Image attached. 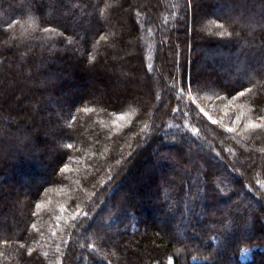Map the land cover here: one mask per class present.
Wrapping results in <instances>:
<instances>
[{
	"label": "trees",
	"instance_id": "1",
	"mask_svg": "<svg viewBox=\"0 0 264 264\" xmlns=\"http://www.w3.org/2000/svg\"><path fill=\"white\" fill-rule=\"evenodd\" d=\"M0 37V87L28 101L13 126L0 103V172L22 182L0 190V264H264V0H0ZM84 75L100 88L64 98ZM137 78L147 97L113 90ZM52 99L70 106L49 135Z\"/></svg>",
	"mask_w": 264,
	"mask_h": 264
},
{
	"label": "rangeland",
	"instance_id": "2",
	"mask_svg": "<svg viewBox=\"0 0 264 264\" xmlns=\"http://www.w3.org/2000/svg\"><path fill=\"white\" fill-rule=\"evenodd\" d=\"M53 3H55V0H53ZM128 3L130 4L131 8H135V7H139L140 4H141V0H128ZM194 30H195V26H193ZM141 42H144L142 41V37H141ZM11 47L10 43L8 41L5 40V38H2L0 37V47ZM195 55L194 53H191V58H193V68H197L200 69V71L203 73L201 76H202V83H209V82H214L216 79H220L221 81H224L226 82V78L225 77V74H224V70L226 69H233V66H229V65H225V68L226 69H219L217 67V65L215 64V62L211 61V60H208V59H205L204 61H206V65L208 66H211L207 69V67H203V62L201 59H198V60H195ZM135 66H137L136 63H133ZM3 65V63H0V70H1V66ZM193 68H192V71H193ZM245 70H247V68H244ZM255 72H258V70L255 68L254 69ZM223 71V72H222ZM1 72V71H0ZM138 74V76L140 75L139 72H136ZM1 74V73H0ZM136 74V75H137ZM259 74V73H258ZM137 76V77H138ZM141 76V75H140ZM138 80L136 81V85L135 86H132V85H121V84H115L114 85V88L113 90H119V91H124V89H128L129 90H133L134 91V94L131 95L130 99H135V93H139V94H143L147 97L148 95V90H146V88L144 87L143 83L141 84V80L142 78L140 77L141 80H139V78H137ZM5 84V83H4ZM17 78L14 79L13 81H9L8 83H6L5 85H3V87L1 88L0 87V103L2 100H4V103L3 104L4 106L7 105L8 108H11L9 109V112H4V115L5 116H8V125L9 126H13L16 124V122L19 120V119H22L26 114V110H27V107H28V101L26 100H23L22 98V94H23V91L17 89L18 85H17ZM78 84H82V85H79L78 87L76 86H72L70 85V87H66V90L63 92V97L68 99V100H71V96L81 92V91H84L86 90L87 93H91L93 94L94 92L92 91H96L97 89L100 88L99 85L95 84L92 80H90L88 78V76L84 75L83 79L81 80V82H79ZM152 86L151 88L152 89H156L159 85H160V81L156 78V77H153V81L151 82ZM163 85V84H161ZM68 100L66 101H61V100H47V101H41L42 104L45 105V108L48 109V107H52L54 110H53V113H50L48 112L46 109L45 111L43 110V114H44V117L42 119V123H44V125L47 127V129L49 130V135H53L54 134V128H56V124H54V122L52 121V118H59L60 114H63V111L65 109H67L69 106H70V103L68 102ZM38 101V100H37ZM49 101V102H48ZM197 102V101H195ZM203 109L202 107H200V110ZM62 110V112L60 111ZM11 111V112H10ZM47 111V112H46ZM202 113H207L204 109L202 111ZM53 115L55 117H53ZM208 117H210V114H208ZM37 118H41L40 117H37ZM26 121H28V119L25 118ZM44 121V122H43ZM25 122V121H24ZM48 136V135H47ZM50 137V136H49ZM53 137L51 136L50 139H52ZM46 149L49 151V153H51L53 151V148L52 146L50 145V143L46 146ZM44 159L45 161H51V157L49 156V154H46L44 156ZM187 162H190L192 160L191 157H188L186 158ZM210 160V159H209ZM149 163H147V161L143 160V163L137 167V171H136V174L134 173V181L136 180L137 184L140 183V185L142 184V181L144 180V176H143V172L144 170H148L149 166H148ZM148 166V167H147ZM145 170V172H146ZM39 174V171L37 172ZM47 177H42V179H46ZM21 180V179H20ZM19 179H13L11 177V175L5 170L4 172H0V190L3 191V193L6 192V194H8V192L10 193H13V194H17L20 189L22 188L21 185H22V182H20ZM35 181L39 180L37 177L34 179ZM1 193V191H0ZM149 199V198H148ZM150 201H154L155 202V199H149ZM223 206H229L228 203L226 204H223L220 208H223ZM228 208V207H227ZM154 215V216H153ZM152 216H150V218H147L148 222L151 223V224H154V225H157L159 227H163L165 225V223H163L160 219V215L158 216L156 213H153ZM96 226H99L98 223H95ZM184 236V235H183ZM182 235H179V238H183ZM129 238H126V241H128ZM130 243V242H129ZM126 248L127 249H131L132 248V245L131 244H128L126 245ZM250 252L251 250L250 249H243L241 251V254H240V259H242L243 261L246 260L247 258H249L250 256Z\"/></svg>",
	"mask_w": 264,
	"mask_h": 264
},
{
	"label": "snow or ice",
	"instance_id": "3",
	"mask_svg": "<svg viewBox=\"0 0 264 264\" xmlns=\"http://www.w3.org/2000/svg\"><path fill=\"white\" fill-rule=\"evenodd\" d=\"M189 3H190V0H189ZM9 27H11V25H9ZM220 27H223V25H220ZM221 35H224V33H221ZM186 86H188V87L192 86V82H191L190 78H189ZM250 91H251V89H245V92H250ZM243 94H244L243 92L237 93V95H243ZM85 111H88V109H85ZM201 111H203V109H201ZM205 115H207V113H205ZM259 118L261 120H264V116H260ZM75 120H76L75 116H70L69 121H68L69 126H71L72 122H74ZM253 127H264V125H253ZM68 147H72V145H68ZM169 264H172L171 259H169Z\"/></svg>",
	"mask_w": 264,
	"mask_h": 264
}]
</instances>
